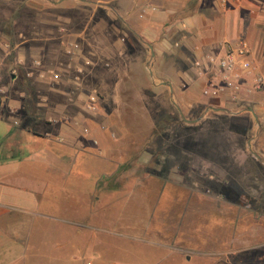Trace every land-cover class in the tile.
<instances>
[{
    "label": "rangeland",
    "instance_id": "1",
    "mask_svg": "<svg viewBox=\"0 0 264 264\" xmlns=\"http://www.w3.org/2000/svg\"><path fill=\"white\" fill-rule=\"evenodd\" d=\"M51 1L0 0V84L17 95L7 65L23 56L40 123L54 134L65 120L59 137L76 145L80 178L97 180L95 215L78 222L91 244L96 234L124 249L96 253L115 264H264V91L235 103L201 94L176 26L190 11L177 0ZM30 57L59 78L38 77ZM254 60L264 76L258 49Z\"/></svg>",
    "mask_w": 264,
    "mask_h": 264
},
{
    "label": "crops",
    "instance_id": "2",
    "mask_svg": "<svg viewBox=\"0 0 264 264\" xmlns=\"http://www.w3.org/2000/svg\"><path fill=\"white\" fill-rule=\"evenodd\" d=\"M145 1L151 0H140V4ZM177 2L178 10L190 11L180 17L176 26L185 31L182 41L191 44L194 56L221 52L225 43L239 39L251 42L254 59L255 50L264 54V0ZM148 46L151 49L152 45ZM22 57L16 56L15 61L21 63ZM1 88L4 101L0 105V264H115L100 252L123 253L124 249H113L96 234L91 238L96 243L91 244L90 232L83 231L85 224L78 222L81 213L90 212L91 208L95 215L88 195L96 196L97 180L89 177L88 172L86 178H80L79 164L74 160L76 145H65L59 137L65 120L54 121L58 122L54 134L44 126H53L51 123L43 125L39 121L42 130H36L38 135L32 134L19 125L17 110L23 92L14 96L8 88ZM47 219L54 221L49 224ZM80 234H87L85 241H81ZM129 239L139 245L151 243L140 237ZM135 256L144 263L140 255ZM161 258L155 263H163ZM209 264L241 263L229 260Z\"/></svg>",
    "mask_w": 264,
    "mask_h": 264
},
{
    "label": "built area",
    "instance_id": "3",
    "mask_svg": "<svg viewBox=\"0 0 264 264\" xmlns=\"http://www.w3.org/2000/svg\"><path fill=\"white\" fill-rule=\"evenodd\" d=\"M139 14L142 16V13ZM66 52L70 53V49H66ZM251 53L248 41L239 39L236 43H225L221 52L194 56L192 67L196 78L201 80V94L209 99L224 98L227 103H235L242 93L263 92L264 76L260 74ZM32 63L37 69L38 77L51 81L59 78L57 71L46 69L40 60L34 58ZM30 74L29 72L28 75ZM96 102L95 93L88 94L85 99V109L94 111Z\"/></svg>",
    "mask_w": 264,
    "mask_h": 264
},
{
    "label": "trees",
    "instance_id": "4",
    "mask_svg": "<svg viewBox=\"0 0 264 264\" xmlns=\"http://www.w3.org/2000/svg\"><path fill=\"white\" fill-rule=\"evenodd\" d=\"M48 1L49 3L54 4V1H51V0H48ZM9 16L10 17L4 23L7 29L10 27L9 25L10 20L14 17H17L18 13L12 10ZM8 30H5V32L3 31L2 33L4 34L2 35L3 38L9 37L10 36L9 34L12 33L10 28ZM9 61H10V58H9ZM32 61H33V57H30L29 59L30 64H32ZM7 68H8L7 74H8L9 79L11 80V78H13L12 82L15 83L14 87L17 90L23 92V99L21 100L20 107H19V110H20L19 125L24 127L27 131L31 132L32 134L38 135V133L34 129V126L39 121V117L34 109L35 107H34V98H33V95H34L33 87L30 85L31 77L30 75H28V73L32 71L29 68L24 67L23 62L14 63V64L9 63V65H7ZM11 69H14L15 71L12 73L10 71ZM3 86L9 89L7 82H3L0 84V88ZM3 101H4V93L2 92L0 93V105L3 104ZM170 244L172 246H178V243L176 242H171Z\"/></svg>",
    "mask_w": 264,
    "mask_h": 264
},
{
    "label": "water",
    "instance_id": "5",
    "mask_svg": "<svg viewBox=\"0 0 264 264\" xmlns=\"http://www.w3.org/2000/svg\"><path fill=\"white\" fill-rule=\"evenodd\" d=\"M255 117V116H254Z\"/></svg>",
    "mask_w": 264,
    "mask_h": 264
}]
</instances>
